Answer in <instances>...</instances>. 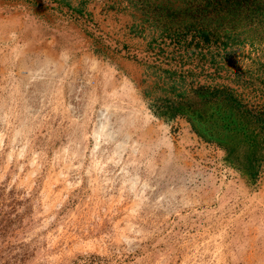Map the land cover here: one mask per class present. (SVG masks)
I'll return each instance as SVG.
<instances>
[{"label": "rangeland", "instance_id": "obj_1", "mask_svg": "<svg viewBox=\"0 0 264 264\" xmlns=\"http://www.w3.org/2000/svg\"><path fill=\"white\" fill-rule=\"evenodd\" d=\"M63 1L0 0V264H264V165L154 104L208 85L264 106V44Z\"/></svg>", "mask_w": 264, "mask_h": 264}, {"label": "trees", "instance_id": "obj_2", "mask_svg": "<svg viewBox=\"0 0 264 264\" xmlns=\"http://www.w3.org/2000/svg\"><path fill=\"white\" fill-rule=\"evenodd\" d=\"M163 36L179 40L192 35L205 43L223 40L264 44V0H129ZM84 4V1H82ZM63 5L83 13L69 0ZM199 45V42H197ZM236 81L253 86L254 81ZM264 87V81L261 82ZM199 101L180 92L176 99L155 102L164 113L182 115L194 131L217 143L227 155L225 161L255 181L264 165V106L251 108L232 88L202 85L193 89Z\"/></svg>", "mask_w": 264, "mask_h": 264}, {"label": "crops", "instance_id": "obj_3", "mask_svg": "<svg viewBox=\"0 0 264 264\" xmlns=\"http://www.w3.org/2000/svg\"><path fill=\"white\" fill-rule=\"evenodd\" d=\"M224 47H226V46H224Z\"/></svg>", "mask_w": 264, "mask_h": 264}]
</instances>
